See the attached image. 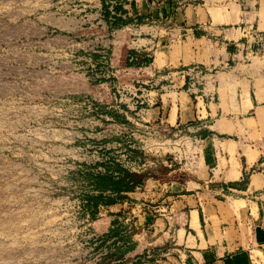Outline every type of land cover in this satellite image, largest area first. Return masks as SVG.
Masks as SVG:
<instances>
[{"label":"rangeland","instance_id":"obj_1","mask_svg":"<svg viewBox=\"0 0 264 264\" xmlns=\"http://www.w3.org/2000/svg\"><path fill=\"white\" fill-rule=\"evenodd\" d=\"M99 1L0 0V264H156L146 241L126 243L143 210L93 215L86 173L197 166L194 132L134 114L123 66L94 52L111 39ZM114 219L123 239L108 233Z\"/></svg>","mask_w":264,"mask_h":264},{"label":"crops","instance_id":"obj_2","mask_svg":"<svg viewBox=\"0 0 264 264\" xmlns=\"http://www.w3.org/2000/svg\"><path fill=\"white\" fill-rule=\"evenodd\" d=\"M99 12L111 39L94 52L123 66L127 107L192 130L198 154L109 206L149 218H132L126 243L146 241L156 264H264V0H100Z\"/></svg>","mask_w":264,"mask_h":264},{"label":"trees","instance_id":"obj_3","mask_svg":"<svg viewBox=\"0 0 264 264\" xmlns=\"http://www.w3.org/2000/svg\"><path fill=\"white\" fill-rule=\"evenodd\" d=\"M86 179L97 194L88 195L86 206L93 215L98 212L99 205L110 206L118 202L129 199L127 193L140 188L147 179L146 175L135 172L119 164L107 165L104 172L86 173ZM110 194H105V192ZM119 219V216H117ZM112 220L113 225L108 233L115 238L123 239L122 230H120L121 221Z\"/></svg>","mask_w":264,"mask_h":264}]
</instances>
